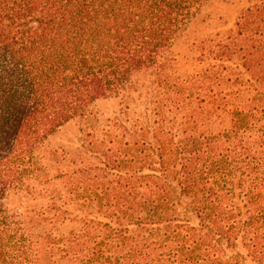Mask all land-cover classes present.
Listing matches in <instances>:
<instances>
[{"label": "trees", "instance_id": "16d2710c", "mask_svg": "<svg viewBox=\"0 0 264 264\" xmlns=\"http://www.w3.org/2000/svg\"><path fill=\"white\" fill-rule=\"evenodd\" d=\"M210 1L0 0V264H264V0L170 71ZM111 98L91 156L55 164L50 137Z\"/></svg>", "mask_w": 264, "mask_h": 264}, {"label": "rangeland", "instance_id": "374dc122", "mask_svg": "<svg viewBox=\"0 0 264 264\" xmlns=\"http://www.w3.org/2000/svg\"><path fill=\"white\" fill-rule=\"evenodd\" d=\"M246 7L245 0H211L208 2L172 47L170 57L174 62L170 66V71L180 76L194 72L198 68L199 44L217 35L229 34L234 30ZM135 83L139 92L133 95L131 108L140 110L143 106L149 107L151 94L154 95L157 92L154 74L152 72L142 73L137 76ZM128 103L122 98L99 100L91 108L90 119L72 121L57 131L47 143L48 150L58 152L54 163L67 166L81 162L80 156L83 157L85 153L89 154L83 149L84 145L91 140L88 136L94 132L100 133L107 126L114 125L116 118L120 116ZM31 202L27 203L20 195H12L10 198L11 204L25 203L26 207L36 204Z\"/></svg>", "mask_w": 264, "mask_h": 264}]
</instances>
